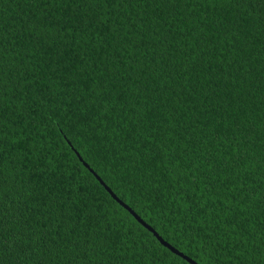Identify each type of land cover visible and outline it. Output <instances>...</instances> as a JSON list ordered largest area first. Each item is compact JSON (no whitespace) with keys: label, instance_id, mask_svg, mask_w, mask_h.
<instances>
[{"label":"trees","instance_id":"obj_1","mask_svg":"<svg viewBox=\"0 0 264 264\" xmlns=\"http://www.w3.org/2000/svg\"><path fill=\"white\" fill-rule=\"evenodd\" d=\"M72 147L198 264H264V0H0V264H189Z\"/></svg>","mask_w":264,"mask_h":264},{"label":"water","instance_id":"obj_2","mask_svg":"<svg viewBox=\"0 0 264 264\" xmlns=\"http://www.w3.org/2000/svg\"><path fill=\"white\" fill-rule=\"evenodd\" d=\"M71 145V143L69 142ZM72 149L76 152L79 160L84 164V166L96 177V179L100 182V184L106 189V191L111 195V197L119 204L121 205L125 210H127L134 218L135 220L141 224L143 227H145L147 230H149L151 233L154 234V236L157 238V240L167 249H169L172 253L179 256L189 264H198L193 259L186 256L184 253L180 252L176 248H174L171 244H169L167 241H165L150 225H148L133 209H131L126 203H124L112 190L109 188L105 182L101 179L97 173L91 167L84 162L81 155L72 147Z\"/></svg>","mask_w":264,"mask_h":264},{"label":"snow or ice","instance_id":"obj_3","mask_svg":"<svg viewBox=\"0 0 264 264\" xmlns=\"http://www.w3.org/2000/svg\"><path fill=\"white\" fill-rule=\"evenodd\" d=\"M237 3H242V0H237Z\"/></svg>","mask_w":264,"mask_h":264}]
</instances>
